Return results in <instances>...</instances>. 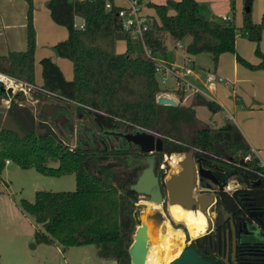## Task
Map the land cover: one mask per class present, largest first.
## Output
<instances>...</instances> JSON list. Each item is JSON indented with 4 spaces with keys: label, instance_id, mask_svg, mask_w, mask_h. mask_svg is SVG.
<instances>
[{
    "label": "trees",
    "instance_id": "trees-1",
    "mask_svg": "<svg viewBox=\"0 0 264 264\" xmlns=\"http://www.w3.org/2000/svg\"><path fill=\"white\" fill-rule=\"evenodd\" d=\"M26 1L27 49L0 56V73L35 84L34 1ZM106 1H48L53 21L68 30V37L58 41L55 48L59 56L72 61L74 76L67 79L51 58L44 57L41 59L43 88L76 103L72 105L87 112L100 130L123 126L127 130L141 127L159 133L164 144L163 151L157 153V169L164 154H183L190 150L203 157L206 163L215 160L229 166L232 175L251 189H237L233 193L222 191L218 203L220 217L242 213L240 199L243 196L251 197L263 213L264 166L239 126L232 120L219 127L203 123L196 107L206 106L212 113H218L222 107L200 93L192 95L189 105L181 101L175 106L159 104L158 95L162 89L156 76V64L146 51L156 57L167 56L168 37L175 45L190 37L185 46L186 54L192 59L200 53H210L217 64L223 53L236 51L238 28L233 21L206 17L197 0H169L166 4H150L157 17L152 18L140 38L123 28L119 7L107 9ZM251 7L252 0H246L243 28L249 39L259 43L264 15L260 22H253ZM77 17L83 19V27L76 26ZM119 41H126V52H117ZM258 52L262 59L258 65L239 55L238 61L251 69H264V54ZM2 84L0 81V93L4 94ZM179 95L180 100L186 96L184 92ZM42 96L41 92L33 93L35 99ZM22 97L23 93L17 94L9 108L1 106L0 97V122L6 111L12 112L15 99ZM130 153V149L110 146L100 150L82 144L72 147L65 139H57L44 131L27 132L21 138L15 132L0 128V183L6 160L22 168H35L48 176L74 173V191L42 190L36 192L34 202L21 200L22 208L34 216L37 225H42L35 232L36 244L59 243L63 249L93 244L99 257L115 260L118 264H132L129 248L140 220L139 193L131 189V185L143 166L124 168L118 173L117 181L112 180L114 176L110 170L100 172V165L105 162L101 156ZM248 154L252 157L245 161ZM261 217L264 221V213ZM192 247L213 264H224L215 258L209 236L196 238Z\"/></svg>",
    "mask_w": 264,
    "mask_h": 264
},
{
    "label": "rangeland",
    "instance_id": "rangeland-1",
    "mask_svg": "<svg viewBox=\"0 0 264 264\" xmlns=\"http://www.w3.org/2000/svg\"><path fill=\"white\" fill-rule=\"evenodd\" d=\"M34 1V17L38 16L37 22L34 20V26L36 30V50H35V84L42 85V65L41 59L44 57L51 58L63 71L67 79L73 78V63L70 59L59 56L56 51L55 45L58 41L67 38L68 30L65 26L59 25L51 20L50 10L48 8L47 0H33ZM158 2H166L167 0H153ZM169 1V0H168ZM167 1V2H168ZM166 2V3H167ZM154 4V3H153ZM200 11L208 18L220 19L222 16H230L231 20L238 28V37L235 52L223 53L215 64L213 56L210 53H200L192 56L196 62V65L204 68L218 66V72L224 70L234 69V60L241 66L244 63L239 62L237 56H241L247 62L251 64H259L262 59L258 50L264 54V30L262 32L260 42L249 39L247 30L244 27V17L246 9V0H199ZM28 11V8H27ZM145 13L157 17L154 7L148 5L143 9ZM36 13V14H35ZM264 15V0H252L251 18L252 21L258 23L261 21ZM81 18L78 17L76 23L78 27H81ZM47 22L50 23L47 24ZM190 41V37H186L183 41L182 48H178V44L175 47V43L168 37L166 44L168 45L167 56L159 55V58L167 61L168 63L181 64L184 56H188L185 51L186 44ZM138 50L140 47L137 48ZM127 50L126 41L117 42V51ZM176 55V58H175ZM260 69V68H259ZM254 69V70H259ZM221 74V73H220ZM2 75V74H1ZM7 76V75H6ZM157 80L161 89H165V84L161 81V75L157 74ZM10 77V76H9ZM230 79V78H229ZM1 80V79H0ZM4 86L5 83L3 82ZM169 85H173L172 78L168 80ZM224 85H219L217 95L220 98L225 99L227 102H231V93L233 90L223 89ZM206 91V89H205ZM9 93L4 91V94L0 93L1 106H5V100L9 97ZM180 98V95L177 94ZM6 96V97H4ZM45 96L41 98L44 99ZM39 98V99H41ZM46 98V97H45ZM187 99L184 103L183 100ZM21 99V98H20ZM192 96L187 95L182 100V104L189 105L191 103ZM33 98L26 96L22 99V102L29 105ZM40 105L38 106L39 109ZM197 116L205 124L212 127H219L226 122L228 113L225 111H219L218 113H212L208 107H197ZM219 118V119H218ZM221 118V120H220ZM87 123L89 120L86 119ZM222 123V124H221ZM126 129V128H125ZM127 130V129H126ZM43 130L38 129V132ZM127 131H130L128 129ZM72 147L77 145L76 137H70L65 139ZM182 156V154H180ZM169 158V162H166L167 172H178L175 167L178 166L175 157L176 154ZM165 162V157L162 159ZM103 165H107L108 162H114L113 159L105 160ZM56 166V164H54ZM181 167V166H180ZM108 170L113 169L116 171H122L123 167H110ZM101 173L103 170L101 169ZM104 173V172H103ZM108 173H106L107 175ZM119 174H114L113 181L119 180ZM236 181H230L229 191L232 192L235 188L240 187ZM76 189V176L74 173L63 175L60 177L48 176L39 172L35 168H22L18 164L11 162L6 164L2 172V182L0 183V263L1 264H112L111 261L105 260L97 254V247L93 244L83 246H72L66 248L67 253L63 255L54 246L40 245L38 248H33L36 243L35 232L38 226L35 222L34 216L26 212L21 206V200L25 199L30 202H34L36 199L37 191H74ZM149 198L145 195L139 194L138 210L139 220L141 222L142 216L146 218L151 231L152 242L150 237L148 238V250L154 246L155 241L159 238L160 233L166 230L167 223L171 224L174 228H181L186 234V239L182 250L192 242L195 237L188 233L187 227L181 223L176 222L169 213L170 203L164 201L158 204V208H153L149 205ZM154 203V202H151ZM157 204V203H156ZM206 215V214H205ZM209 219L215 220L216 213L209 211L207 215ZM207 217V218H208ZM42 228V227H41ZM208 228V227H207ZM192 238H191V236ZM205 234V233H204ZM200 236V235H199ZM202 236V235H201ZM259 238H256L258 240ZM62 250V249H61ZM65 250V251H66ZM116 264V263H113Z\"/></svg>",
    "mask_w": 264,
    "mask_h": 264
},
{
    "label": "flooded vegetation",
    "instance_id": "flooded-vegetation-1",
    "mask_svg": "<svg viewBox=\"0 0 264 264\" xmlns=\"http://www.w3.org/2000/svg\"><path fill=\"white\" fill-rule=\"evenodd\" d=\"M45 97L44 99H35L32 96L33 100L30 101V104L28 106H30L34 110V112L38 113V111H41L42 109L43 102L45 100H49L50 102L57 103L58 106L61 107L60 109L62 111L64 110L63 107H66L68 111L73 113V120L71 122H68L66 117L59 114V111L61 113L60 109H58L57 112L52 110L51 108L44 110V113L48 115L47 121L59 133H61V139L64 140L75 136L77 144H82L87 147H93L98 150L102 148L107 149L109 146L115 147L117 149H130V155H121L116 157L101 156V158L104 160L113 159L114 162H108L107 165L102 164L100 165V169L103 170L110 167L125 168L124 165H122V162L128 156L140 158L141 160H146L149 157H153L155 159L154 172L155 175L159 178L164 201H170L167 185L164 181V171L156 168L157 153H145L138 147L128 143L125 137H121L120 134L118 135L110 133L109 131H107L109 129L100 130L87 114V112H81L80 109L73 106L72 104L63 102L61 100L51 98L47 99L48 97ZM23 105L27 104L23 103ZM39 105L40 107L38 109ZM94 117L95 116H93V118ZM86 119L89 120V123L86 122ZM15 122L19 123L17 120H15ZM79 125H82V127H80ZM112 130H116L118 131V133L122 131L129 132L125 131V128L123 126ZM130 131H132V129H130ZM195 158L200 157L195 155ZM206 162L207 161L204 159L203 165L210 170L209 174L213 176L214 180L207 178L204 180H200L199 177L195 179V185L192 189V198L194 200L193 211H196L195 201L197 196H199L200 194L213 193L215 194V199L209 206L206 215L207 213H209V211L215 212L216 218L215 220H212L207 216L208 219L212 221V226L207 228L205 234H202V236L207 235L211 238L214 256L216 259L223 261L224 264H264V221L263 219H261V216L264 212L262 213V210L259 206L254 205V203L250 200L251 197H241L240 201H242V213L234 212L225 214L222 217H220V214L218 213L219 196L222 191L233 193L237 189H251V186L245 183H240L238 177L232 175L233 170L229 166H226L215 160H210L208 161V163ZM141 166H143L144 169L147 165L142 164ZM171 172L172 174L178 173L174 171ZM110 173L114 176V174L119 173V171L110 169ZM230 181H236L238 184H241V186L235 188L232 192H230ZM221 185L224 188L223 190H220ZM147 197L149 198V196ZM198 237H195V239ZM256 238L259 239L256 240ZM193 241L189 242V245L187 247H192Z\"/></svg>",
    "mask_w": 264,
    "mask_h": 264
},
{
    "label": "water",
    "instance_id": "water-1",
    "mask_svg": "<svg viewBox=\"0 0 264 264\" xmlns=\"http://www.w3.org/2000/svg\"><path fill=\"white\" fill-rule=\"evenodd\" d=\"M1 89L7 91L2 84ZM12 95L11 90L7 91ZM24 96L22 99H24ZM8 99V98H7ZM158 103L161 105H177L178 101L166 95L158 97ZM51 108L54 111H58L61 107L55 102L45 100L42 105L41 111L34 112V110L28 105L14 104L11 111H6L4 117L0 122V128L10 130L24 138L26 133H35L38 128L44 130L46 134L52 135L57 139H61V133H59L48 121V115L44 113L45 109ZM63 111L59 114L66 117L68 122L73 120V113L68 111L66 107H63ZM55 116V115H54ZM17 120L19 123H16ZM82 127V125H79ZM125 128V127H124ZM124 130V129H123ZM110 133L120 134L121 137H125L128 143L138 147L141 151L149 154L160 153L163 151L164 141L161 137H157L155 134L148 132L141 128H135L129 132H119L116 130H107ZM171 156V155H167ZM203 157L195 158V152L193 150L184 153L183 158L179 161L181 169L178 173L171 174L166 180L168 195L170 198V205L180 204L185 209L193 210V187L195 185V179L199 177L200 180L213 179L210 170L203 165ZM147 165L139 174L136 182L131 185V189L135 190L140 195L149 196V202L161 204L164 202V197L161 192L158 176L154 172L155 159L149 157L146 160L140 158L128 156L122 162L125 168H131L134 166ZM223 186H220V190H223ZM215 199V194H200L196 197V211L200 210L204 213L208 211L209 206ZM212 226V221L208 219V228ZM148 223L141 220L140 224L136 228V232L133 237V243L129 248L132 264H147L148 254ZM169 264H213L212 262L203 258L198 251L193 247L184 248L179 256L174 258Z\"/></svg>",
    "mask_w": 264,
    "mask_h": 264
},
{
    "label": "crops",
    "instance_id": "crops-1",
    "mask_svg": "<svg viewBox=\"0 0 264 264\" xmlns=\"http://www.w3.org/2000/svg\"><path fill=\"white\" fill-rule=\"evenodd\" d=\"M197 1L199 2V0ZM115 2L117 4L124 3L123 0H115ZM166 2L159 3L166 4ZM153 3L158 4V2H155L153 0H142L143 9L147 8L148 5ZM27 8L28 3L26 0H0V56L8 55L11 51H23L27 49ZM143 14L151 18L155 16H152L149 13H145L144 11ZM37 19L38 16L35 15V22H37ZM80 20L82 25L84 21L82 18ZM47 24L50 25L49 22H47ZM76 26H78L77 23ZM117 52L123 53L124 50H120ZM188 57L189 56H184L182 62ZM192 61L194 62L196 69L201 75H205L208 71H215L218 74L221 73L220 75L229 82V85L224 83L211 84L210 86H208V88H206V96L207 98L216 101L222 107L221 111H225L228 113V117H225L226 121L232 120L239 126L244 136L248 140L253 153L258 156V158L264 165V69L254 70L245 65L241 66L238 62H236L235 59L234 69L224 70L219 73L218 66H215L214 68H204L202 66L196 65L193 57ZM71 79L72 78L69 77V80ZM196 82L198 84L201 83H199L197 80ZM219 85H224L226 87L223 89L233 90L231 93V102H227L225 99L218 97L217 90ZM165 95L180 102V98L178 97V95H176L175 92H172L169 89L166 90ZM186 101L187 99L185 98L183 102L185 103ZM40 226L42 227V225ZM41 227L38 226V228ZM40 245L54 246L59 251H61L63 255L67 253V250L63 249L62 245H60L59 243H35V245H33V248H38ZM105 260L111 261L112 264H118L117 261L112 259Z\"/></svg>",
    "mask_w": 264,
    "mask_h": 264
},
{
    "label": "built area",
    "instance_id": "built-area-1",
    "mask_svg": "<svg viewBox=\"0 0 264 264\" xmlns=\"http://www.w3.org/2000/svg\"><path fill=\"white\" fill-rule=\"evenodd\" d=\"M123 4H117L115 0H107L106 1V8L111 9L113 6L119 7L118 15L121 19L122 26L126 31L131 32L135 37H142L143 33L148 29L149 24L152 23V18L149 16H146L143 14V4L142 0H123ZM224 20H231L230 16H223ZM84 26V23L81 25V27ZM178 48H182V44L180 42L178 43ZM147 51V55L152 57V59L155 61L156 67V75H161V81L163 84H165V89H162L161 93L158 95H165L166 90H171L172 92H175L176 95L179 94V92H184L187 95H193L195 93H200L204 96H206L205 89L208 88L211 84L216 83H224L229 85V82L220 74L216 73L215 71H208L205 75H201L198 70L195 67L194 62L190 57L186 58L183 63H168L167 61L163 60L162 58L152 56L150 51ZM5 76L4 78H0L1 82L5 83V88L8 90H11L12 95L8 97V99L5 100V107L9 108L11 106L12 99L19 93H23V96H33V93L35 92H41L44 94V96L61 100L66 103L70 104H76L69 100L68 98L49 91L45 88H43L42 85L38 84H32L26 81H20L15 78ZM169 78H172L174 81V84L171 86L168 84ZM196 80L200 83L198 84ZM4 85V84H3ZM207 97V96H206ZM16 104L21 106L23 105L22 99H15ZM141 128V127H139ZM144 129L148 132H151L155 134L157 137L162 136L154 131ZM180 155V154H179ZM184 153L182 154L183 158ZM165 162H161L159 165V169L164 171V181L171 176L172 172H167L166 169V162L168 161L167 154H164ZM252 157L251 154H248L245 157L246 160H250ZM10 160H6V164H10ZM264 166V165H263Z\"/></svg>",
    "mask_w": 264,
    "mask_h": 264
},
{
    "label": "bare ground",
    "instance_id": "bare-ground-1",
    "mask_svg": "<svg viewBox=\"0 0 264 264\" xmlns=\"http://www.w3.org/2000/svg\"><path fill=\"white\" fill-rule=\"evenodd\" d=\"M0 78H4L3 80H7L5 79V76L1 74ZM170 157L173 156H168V160ZM175 157H179L178 159H176V162H178V166L175 168L179 171L181 169L179 161L182 159V156L176 154ZM149 205H151L153 208L159 207V205L156 203L150 202ZM169 213L176 222L183 223L193 237H198L199 235L204 234L207 230L208 218L205 215L206 213L200 210L196 212L193 210L185 209L180 204H172L169 206ZM142 219L146 221L144 215L142 216ZM148 234L150 237V242H152L149 225ZM185 239L186 234L184 230H182L181 228H174L171 224L167 223L166 230L160 233L159 238L154 243V246H151L148 250L147 264H169L181 253Z\"/></svg>",
    "mask_w": 264,
    "mask_h": 264
}]
</instances>
